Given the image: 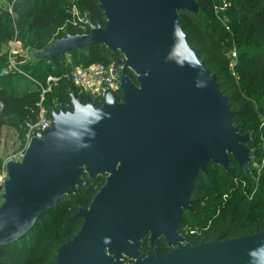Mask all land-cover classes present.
<instances>
[{
    "label": "water",
    "instance_id": "water-1",
    "mask_svg": "<svg viewBox=\"0 0 264 264\" xmlns=\"http://www.w3.org/2000/svg\"><path fill=\"white\" fill-rule=\"evenodd\" d=\"M98 2L105 26L58 39L34 57L41 62L93 46L119 53L122 101L105 90L97 107L91 96L83 103L71 94L72 109H51L52 128L33 134L21 161L5 164L0 248L77 195L87 176L105 184L75 215L82 228L56 264H264V232L198 245L179 232L200 173L210 164L229 171L233 158L249 176L252 161L250 134L234 125L217 77L181 25L180 12L199 14L197 0Z\"/></svg>",
    "mask_w": 264,
    "mask_h": 264
},
{
    "label": "trees",
    "instance_id": "trees-1",
    "mask_svg": "<svg viewBox=\"0 0 264 264\" xmlns=\"http://www.w3.org/2000/svg\"><path fill=\"white\" fill-rule=\"evenodd\" d=\"M98 1L77 0L79 8L87 13L89 24L83 27L84 29L70 28L64 35L54 40L38 42L36 50L42 51L56 40L68 35L87 34L92 28L105 26L106 20L98 7ZM8 2L17 17L16 30L20 35L53 29L60 17L59 10L63 7V0H8ZM197 2L200 7L199 14L180 12L181 25L188 34L191 47L196 50L210 72L217 77L220 89L228 98L229 106L235 113L234 125L239 127L242 135L250 134L251 140L247 147L252 151V161L249 176L239 168L233 158L229 171L210 164L206 173L199 174L191 196L193 211L184 213L179 230L183 235L186 234L183 232L185 227L191 232L194 230L201 232L186 236L192 245L217 238L230 240L264 232V167L257 182L254 180L253 168L257 159H263L264 162V0H197ZM8 26L12 27L9 16L7 20L0 16V39L4 28ZM233 50L236 51V63L231 69L229 66L231 61L226 55ZM71 53L82 54L78 61L82 67L97 63L109 65L115 61L124 64V59L119 53L111 54L103 46L74 50ZM64 66L56 64V68L60 70L58 75L64 73L58 77L68 76L65 78L68 81L64 78L60 80L62 86L56 98L59 105H63L67 111L72 108L71 94H75L83 103L86 97L79 94L70 80L69 76L74 68ZM129 74L135 80V77ZM27 83H31V80L22 84L14 82L0 85V137L5 127L20 130L24 123L29 120L34 122L38 118L37 104L41 95L38 89L36 92L27 89ZM116 98L122 101L121 94L118 93ZM2 165L0 159V169ZM85 179L87 185L84 189H80L72 198L62 199L56 208L42 217L28 235L0 248V264H56L60 248L73 240L82 228L83 220L76 219L75 215L80 208H88L105 184L103 178L90 181L85 176ZM246 184L249 188L242 191V185ZM226 193L230 195L225 197ZM204 229L206 231L203 232ZM158 246L164 254L169 253L170 250L163 240ZM149 250L146 242L144 254Z\"/></svg>",
    "mask_w": 264,
    "mask_h": 264
},
{
    "label": "rangeland",
    "instance_id": "rangeland-1",
    "mask_svg": "<svg viewBox=\"0 0 264 264\" xmlns=\"http://www.w3.org/2000/svg\"><path fill=\"white\" fill-rule=\"evenodd\" d=\"M62 4L63 7L58 13L60 17L53 29L33 33L27 32L20 35L16 30L17 17L11 9V4L8 0H0V16H2L5 20H7L9 16L12 25V27L8 26V28H4V32L2 33L3 36L0 39V85L5 83L12 84L14 82L22 84L31 80V83H27V89L36 92L38 84H46V81L49 78H59L61 80L62 78L65 79L68 77L66 75L67 73L65 74L66 77H58L64 75V73L62 75H58L60 74V70L56 68V64L65 65L64 67H68L69 69L82 67L78 62L79 58L82 56L81 53H70L57 60L42 64H38V62L35 61L34 52L38 51L36 50V44L38 42H46L52 39L54 40L58 36L64 35L70 28H85V26L89 24L87 13L79 8L77 0H63ZM226 58L231 61L229 66L233 69L236 63V51L233 50L231 53H228ZM76 63H78L79 66H76L78 65ZM65 80L68 81L67 79ZM61 83L62 82H55L49 87L51 88V91L46 95L42 104V108L45 111H48L49 108L55 110L59 108L60 103L59 100H57L56 95L59 94L62 86ZM41 100L42 99L40 98L37 106L41 104ZM31 122L33 121L29 120L24 123L20 130L9 127H5L2 130V135L0 137V159L3 162V165L0 169V176L3 174L5 162L10 159H14L26 149V127ZM263 167V159H257L253 167L255 170V182H257L260 177ZM238 184H241V182H238ZM248 188V184L242 185L241 190L246 191ZM231 193L232 191H230V194ZM230 194L226 193L225 197ZM204 231H206V229H204L203 232ZM183 232L186 233L184 234L185 237L193 235L194 233L197 234V232L198 234L201 233L198 230L191 232L188 227H185Z\"/></svg>",
    "mask_w": 264,
    "mask_h": 264
},
{
    "label": "built area",
    "instance_id": "built-area-1",
    "mask_svg": "<svg viewBox=\"0 0 264 264\" xmlns=\"http://www.w3.org/2000/svg\"><path fill=\"white\" fill-rule=\"evenodd\" d=\"M122 67L123 65L116 61L109 65L97 63L89 67L74 68L69 77L75 88L79 91L80 95H84L86 98L91 96L94 99L95 104L99 103L98 105L102 106L104 103L103 92L105 90H109L115 96L118 93L121 94L119 81L122 74ZM55 82H60V79L49 78L45 85L37 83V88L41 92L42 100L41 104L38 105L39 114L36 122H31L26 127V149L28 148L30 140L35 132L39 131L44 133L52 128L49 110L45 111L42 108V104L46 95L51 91V88L49 87ZM26 149L17 157L10 160L21 161L24 157ZM7 162H5V164ZM5 164L3 174L0 176V196L3 193L4 182L7 179Z\"/></svg>",
    "mask_w": 264,
    "mask_h": 264
},
{
    "label": "flooded vegetation",
    "instance_id": "flooded-vegetation-1",
    "mask_svg": "<svg viewBox=\"0 0 264 264\" xmlns=\"http://www.w3.org/2000/svg\"><path fill=\"white\" fill-rule=\"evenodd\" d=\"M60 106H63V105H60ZM60 106H59V107H60ZM63 108H64V107H63ZM51 109H52V108H51ZM51 109H49V114H50ZM64 109H65V108H64ZM71 109H72V108H71ZM71 109H70V110H71ZM58 110H59V108H58ZM65 111H66V110H65ZM67 111H69V110H67Z\"/></svg>",
    "mask_w": 264,
    "mask_h": 264
}]
</instances>
